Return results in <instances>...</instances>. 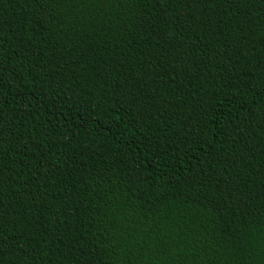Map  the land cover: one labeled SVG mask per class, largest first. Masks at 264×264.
<instances>
[{"label":"trees","instance_id":"obj_1","mask_svg":"<svg viewBox=\"0 0 264 264\" xmlns=\"http://www.w3.org/2000/svg\"><path fill=\"white\" fill-rule=\"evenodd\" d=\"M0 264H264V0H0Z\"/></svg>","mask_w":264,"mask_h":264}]
</instances>
